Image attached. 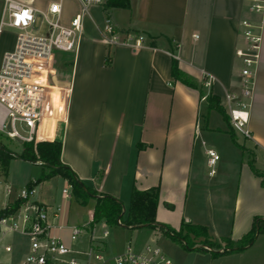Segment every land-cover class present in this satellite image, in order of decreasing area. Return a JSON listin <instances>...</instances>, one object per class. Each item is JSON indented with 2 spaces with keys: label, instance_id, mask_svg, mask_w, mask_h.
I'll list each match as a JSON object with an SVG mask.
<instances>
[{
  "label": "crops",
  "instance_id": "0c3cea01",
  "mask_svg": "<svg viewBox=\"0 0 264 264\" xmlns=\"http://www.w3.org/2000/svg\"><path fill=\"white\" fill-rule=\"evenodd\" d=\"M16 1L45 10L51 2L59 0H51L44 6L36 0ZM70 1L76 9L67 10L66 0H63L64 24L79 11L77 0ZM129 2L128 9L112 8L108 14L101 7H92V16L84 18L77 51L56 55L55 73L50 83L54 106L61 117L49 137L62 141V162L98 193L125 203V199L130 202L134 187L145 190L158 186L157 220L178 229L183 220L194 223V217L185 214V202L179 207L181 211H176L177 205L171 204L173 200L166 194L185 190L187 195L191 184L192 187L200 185L194 149L196 140L205 132L199 120L200 104L206 103L201 100L200 91L208 92L203 86V72L215 76L211 89L221 103L226 93L240 91L242 61L236 49L244 44L241 27L244 19L261 25L263 32L262 56L249 120L252 136L248 139L254 147L245 150L254 151L256 166L260 161L262 166L257 167L264 172V11L251 12L246 0ZM118 11L125 12L126 17L115 20L113 16ZM106 17L114 21L119 31L143 34L147 39L145 45L142 48L114 46L109 50L101 33ZM15 43L16 33L1 28L0 66L5 53L11 51ZM108 51L110 65L105 61ZM172 54L178 59L183 77L196 87L172 76ZM62 58H71L64 63L70 67L66 73L57 67ZM214 129L221 134L229 133L228 127L221 124H215ZM228 169L218 178L213 177L216 173L209 172L208 185H213L215 190L225 183L229 187L236 185L231 214V239L236 242L251 229L255 216L264 217V186L248 161L241 162L237 173L232 171L231 165ZM64 182L63 190L68 188L73 198L68 181L64 179ZM14 186L21 187L16 183ZM34 199L47 206L49 221L56 225L52 234L60 237L59 226L69 229L75 226L66 215L54 216V210L60 207L55 201L46 203L42 194ZM10 202L0 194V210ZM89 224L84 226L91 228ZM4 242L8 243L5 237ZM233 252L236 251L229 253ZM224 254L227 253H221Z\"/></svg>",
  "mask_w": 264,
  "mask_h": 264
},
{
  "label": "built area",
  "instance_id": "2783aa9c",
  "mask_svg": "<svg viewBox=\"0 0 264 264\" xmlns=\"http://www.w3.org/2000/svg\"><path fill=\"white\" fill-rule=\"evenodd\" d=\"M106 1L77 0L79 11L68 24L62 22L63 0L51 2L45 10L16 0L4 1L0 29L9 27L18 33L14 48L5 53L0 66V133L23 142L53 141L49 135L61 117L59 109L54 106L53 86L50 83L55 73V57L61 52L77 51L84 31V18L92 16V7L103 9ZM246 1L251 12L264 11V0ZM38 22L46 26L45 33H38ZM241 27L244 44L236 49V55L242 61L240 91L226 93L222 105L227 110L234 131L251 138L249 120L262 56L263 32L261 25L248 19L241 21ZM101 33L108 48H142L147 40L143 34L117 30L108 17L101 26ZM215 80L213 74L203 72V86L208 88V92L202 96V101L206 100ZM8 123L11 130L7 128ZM17 123L27 128V136L19 133ZM207 154L210 174L213 175L219 155L214 149H208ZM36 192L35 185L16 188L0 174V194L10 200L14 196L11 202L22 200L16 211L0 218V254L12 252V246L4 242L6 234L19 233L30 240V252L22 264H174L160 247L149 244L142 251H136L129 245L124 252L114 255L108 254L103 239H91L87 249L69 247L59 236L52 234L56 225L49 221L47 206L35 202ZM63 194L70 196L68 188L63 190ZM58 215L59 208H56L54 216ZM118 223L121 224V221ZM80 233V226L71 228L73 240ZM108 235L109 230L105 229L103 238ZM205 248L211 250L208 246Z\"/></svg>",
  "mask_w": 264,
  "mask_h": 264
},
{
  "label": "rangeland",
  "instance_id": "374dc122",
  "mask_svg": "<svg viewBox=\"0 0 264 264\" xmlns=\"http://www.w3.org/2000/svg\"><path fill=\"white\" fill-rule=\"evenodd\" d=\"M4 1L5 0H0V15L3 11ZM49 1L51 0H36V2H39L42 6L46 5ZM65 5L69 11L76 9V5L70 0H66ZM119 15H121V17H119ZM124 17H126V14L122 11L115 12L113 16L115 20ZM112 23L115 26L113 20ZM36 29L39 34L46 32V26L40 25L39 22L36 25ZM4 30L18 33L17 30L9 27H4ZM60 56L63 57V55ZM65 59L62 58L57 64V67H59L63 73H66L70 68L64 63L71 61V58ZM240 66H242V64ZM199 112V120L203 125L202 130L205 131L204 134L196 140L194 149V158L196 162L198 161V169L196 166V170L199 171L198 181L200 185L199 187H192L191 184L187 195L185 190L173 195L168 192L166 195L167 197L171 196L173 200V202L170 201L171 204L177 205L178 208L176 211L180 212L181 209H179V207L180 205L182 207V204L185 202V214L193 216L194 223L207 225L212 240L220 242V247H224L226 246V242H221V239L231 238L232 236V199L235 194L236 185L234 184L229 187L225 183L224 186L219 187V190H215L213 185H208L210 167L208 166L209 157L207 150L214 149L219 155V160L214 166L216 175L213 176L218 178L221 172H225V170L226 172L229 171L228 168L230 165L232 166V171L237 173L241 162L248 161L253 156L251 154L254 153V151H246L245 149L254 147V145L248 138H245L240 133L235 132L236 142L229 133H218L217 130L214 129L215 124H221L225 126L226 129L228 126L217 110H208L207 103L202 102L200 104ZM16 129L21 135L27 136V128L23 124L17 123ZM1 141L15 153H20L22 150V144L16 139L9 138L6 134L2 135ZM258 155H261L260 151ZM229 161L231 162L227 164ZM228 165L229 167H227ZM193 166L195 167V163H193ZM257 166L261 168L262 164L260 161H258ZM42 171L43 167L39 164L14 158L9 164L7 180L12 185L16 183L24 187L27 186L30 179H38ZM64 186V178L60 175H54L45 179L43 183L35 185L37 191L35 196L37 197L42 194V199L46 198V203L55 201L56 203L54 204L60 206V216L66 215L70 224L81 227L80 236L76 240L71 238V229L62 227L60 230V238L71 248L87 249L90 247L91 239L96 241L103 239L106 251L109 255L122 253L129 245L136 251H142L149 244L160 247L163 252L173 260L174 264H264V235L259 236L253 245L242 252L213 256V252H219L220 254L224 253V248L218 249L217 247L208 245L211 250H206L205 248V250L203 248L188 250L171 237L148 227L131 229L120 225L110 226L102 221L93 228H84V225L89 223L91 216H93L95 199L90 198L86 204H81L77 202L74 197L71 198L69 196L65 198L62 191ZM13 199L14 196L11 197V200ZM224 200H226V203H224ZM124 202L123 206L127 209L129 199H125ZM61 219V217L58 219V223H60ZM105 229L109 230V235L104 239L103 231ZM5 241L11 244L12 252L0 254V264H22L26 255L30 252L29 237L19 233H7Z\"/></svg>",
  "mask_w": 264,
  "mask_h": 264
},
{
  "label": "trees",
  "instance_id": "16d2710c",
  "mask_svg": "<svg viewBox=\"0 0 264 264\" xmlns=\"http://www.w3.org/2000/svg\"><path fill=\"white\" fill-rule=\"evenodd\" d=\"M129 0H107L104 4V10L107 13L112 8L128 9ZM108 14V13H107ZM110 50V48H109ZM107 65L111 64L110 51L106 59ZM172 76L189 86L196 87L183 77L179 68V62L176 57L172 58ZM201 96L205 95L200 91ZM208 110H217L223 117L228 126V132L236 142L235 131L231 126L230 117L226 108L222 105L220 98L214 94L212 89L206 97ZM3 133H0V174L7 176L9 164L12 159L19 158L25 161L36 163L39 161L43 171L38 179L30 181L27 185H37L45 179L54 175H60L68 181L71 188V196L81 204H86L90 198L96 199L94 214L90 221L89 227L104 221L107 225L123 226L127 228L148 227L159 231L173 240H176L182 247L188 250L204 249L205 246L224 248V253L232 251L241 252L253 245L257 237L264 234V217L255 216L253 218L251 229L240 239L234 242L231 238H222L221 242H226V246L220 247V242L212 240L207 226L192 222L182 221L178 229H175L165 223L157 220V208L159 205V187H151L145 190L133 188L130 194L128 208L125 209L123 203L106 194L98 193L86 185L75 173V171L61 160L62 141L60 139L53 141H30L22 143L20 153L13 152L1 141ZM249 160L248 164L252 172L261 178L264 186V172L255 165V154ZM22 204V200L10 202L7 207L0 210V218L12 214ZM121 221V224L118 223ZM206 249V248H205ZM204 249V250H205ZM207 250V249H206ZM221 255L219 252H213V256Z\"/></svg>",
  "mask_w": 264,
  "mask_h": 264
},
{
  "label": "water",
  "instance_id": "95a60500",
  "mask_svg": "<svg viewBox=\"0 0 264 264\" xmlns=\"http://www.w3.org/2000/svg\"><path fill=\"white\" fill-rule=\"evenodd\" d=\"M8 130H11V126H10V123H8V126H7ZM17 141H19L21 144L23 143V140L19 139V138H16Z\"/></svg>",
  "mask_w": 264,
  "mask_h": 264
}]
</instances>
